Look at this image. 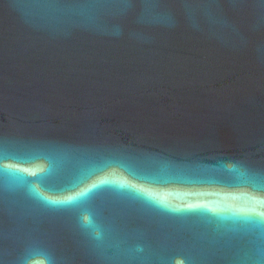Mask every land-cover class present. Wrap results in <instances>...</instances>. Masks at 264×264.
Wrapping results in <instances>:
<instances>
[{"label": "water", "instance_id": "1", "mask_svg": "<svg viewBox=\"0 0 264 264\" xmlns=\"http://www.w3.org/2000/svg\"><path fill=\"white\" fill-rule=\"evenodd\" d=\"M0 264H264V0H0Z\"/></svg>", "mask_w": 264, "mask_h": 264}]
</instances>
